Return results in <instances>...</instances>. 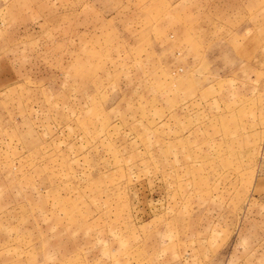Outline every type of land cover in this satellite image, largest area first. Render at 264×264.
<instances>
[{
    "label": "rangeland",
    "instance_id": "rangeland-1",
    "mask_svg": "<svg viewBox=\"0 0 264 264\" xmlns=\"http://www.w3.org/2000/svg\"><path fill=\"white\" fill-rule=\"evenodd\" d=\"M0 264H264V0H0Z\"/></svg>",
    "mask_w": 264,
    "mask_h": 264
},
{
    "label": "crops",
    "instance_id": "crops-1",
    "mask_svg": "<svg viewBox=\"0 0 264 264\" xmlns=\"http://www.w3.org/2000/svg\"><path fill=\"white\" fill-rule=\"evenodd\" d=\"M242 6H243V7H244V6H248V4L245 5V4L242 3Z\"/></svg>",
    "mask_w": 264,
    "mask_h": 264
}]
</instances>
